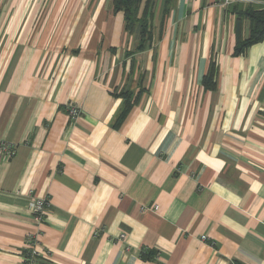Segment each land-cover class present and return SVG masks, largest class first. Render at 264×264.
I'll list each match as a JSON object with an SVG mask.
<instances>
[{
    "label": "crops",
    "instance_id": "obj_1",
    "mask_svg": "<svg viewBox=\"0 0 264 264\" xmlns=\"http://www.w3.org/2000/svg\"><path fill=\"white\" fill-rule=\"evenodd\" d=\"M111 1L0 0V264H264V0Z\"/></svg>",
    "mask_w": 264,
    "mask_h": 264
},
{
    "label": "trees",
    "instance_id": "obj_2",
    "mask_svg": "<svg viewBox=\"0 0 264 264\" xmlns=\"http://www.w3.org/2000/svg\"><path fill=\"white\" fill-rule=\"evenodd\" d=\"M114 11H123L125 17V27L127 30H132L136 24L141 25L142 34L145 32V16L142 20L137 18L138 5L141 0H112ZM234 3V2H233ZM232 5L229 4L228 6ZM231 13L237 16V38L234 46L233 54L241 55L244 53L247 47L261 41L264 37V7H255L253 5H246L243 7L232 6L230 8ZM145 13V11H144ZM243 20H248L250 24V34L247 39H241L238 33L240 24ZM215 67L211 63L206 75L203 78L204 85L207 89H211L213 85ZM127 94V93H126ZM128 107V105L126 106ZM126 109V108H125ZM124 109V110H125ZM124 110L120 113L119 119L124 115ZM146 258L145 254L142 255Z\"/></svg>",
    "mask_w": 264,
    "mask_h": 264
},
{
    "label": "built area",
    "instance_id": "obj_3",
    "mask_svg": "<svg viewBox=\"0 0 264 264\" xmlns=\"http://www.w3.org/2000/svg\"><path fill=\"white\" fill-rule=\"evenodd\" d=\"M219 1H222L224 4H230L232 2H235L236 0H219ZM67 114H68V117H69V120L73 121L75 120L76 118H78L81 110L79 107L75 106V105H72V104H69L67 107ZM0 150H1V153L4 154V155H7L8 157L13 155V146L11 144H3L1 147H0ZM32 204H31V210L33 212V214L35 216H40L41 214L44 213V211L49 207V201L46 197H38V198H33L32 199ZM154 210L157 209L156 207L153 208ZM36 238V236H35ZM34 238V239H35ZM124 238V235H121L119 237V239H123ZM33 237H28V240L26 242V245L28 247V249L30 250V257L29 258H25L24 260V263L23 264H33V257H36L37 256V252L35 250V246L32 242L35 243ZM201 239H205V237H202Z\"/></svg>",
    "mask_w": 264,
    "mask_h": 264
},
{
    "label": "rangeland",
    "instance_id": "obj_4",
    "mask_svg": "<svg viewBox=\"0 0 264 264\" xmlns=\"http://www.w3.org/2000/svg\"><path fill=\"white\" fill-rule=\"evenodd\" d=\"M223 3V2H222ZM225 5H227V4H225Z\"/></svg>",
    "mask_w": 264,
    "mask_h": 264
}]
</instances>
